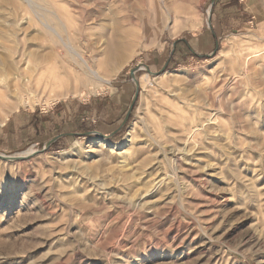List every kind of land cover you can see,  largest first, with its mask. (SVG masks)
<instances>
[{
    "label": "rangeland",
    "instance_id": "374dc122",
    "mask_svg": "<svg viewBox=\"0 0 264 264\" xmlns=\"http://www.w3.org/2000/svg\"><path fill=\"white\" fill-rule=\"evenodd\" d=\"M161 1L178 24L158 40L146 35L164 22L156 11L141 28L129 26L140 36L100 64L108 83L56 99L32 95L19 106L88 102L115 96L123 84L131 102L137 94L114 133L0 150L35 151L0 158V264H264V0H36L88 59L94 47L105 50L117 18ZM41 13L33 0H0V94H10L0 128L17 111L19 73L51 64ZM21 45L29 61L18 66ZM135 67H143L137 85ZM164 103L187 112L195 132L156 141L148 130Z\"/></svg>",
    "mask_w": 264,
    "mask_h": 264
},
{
    "label": "bare ground",
    "instance_id": "6f19581e",
    "mask_svg": "<svg viewBox=\"0 0 264 264\" xmlns=\"http://www.w3.org/2000/svg\"><path fill=\"white\" fill-rule=\"evenodd\" d=\"M33 1L42 11V18L39 19L38 23L40 30L45 34L46 40L52 45L51 51L47 54L51 58V64L47 69L39 67L38 71L32 75L23 72L19 73L18 91L21 97L12 107L15 110H19L21 104L25 105L26 102H30L32 95L38 96L37 99L39 100L42 94L49 93L50 96L56 99L67 97L69 94L76 95L83 90L81 86L84 87L96 80L108 83L109 80L104 79L100 74V64H108L112 60L116 50H126L129 48L133 41L140 36L138 28L142 27V23L146 21V18L150 14L156 15L157 13L159 21H164L159 26V29L156 28L157 30H154L157 31L155 32L156 34L152 33L154 31L151 28H147L149 32L146 35H150V39L151 37L157 39L159 31L169 28L171 23V27L177 25L180 19L179 14H174L170 6L164 1H161V4L156 8L157 10L149 9L146 11V9H139L138 11L137 8H131L137 11L133 10L132 13L117 18V26L114 28L112 37L110 39L107 38L108 40L106 39L105 50L100 51L97 47H94L96 53L88 59L84 51L75 43V35L68 33L65 23L57 17L58 15L45 6L37 4L36 0ZM129 26L138 28L135 30ZM155 39L154 42L157 44L158 41H155ZM229 42L231 43V41ZM25 52V45H21L16 50V64L18 66L29 61L26 60L28 58L25 57ZM100 56L103 58H100ZM43 62L47 63L48 61L44 58L39 64L43 66ZM9 98L10 94L8 92L0 94V104ZM31 110H34L33 106ZM164 124L167 125L166 128ZM194 129L193 120L187 115V112H184L181 107L172 103H164L159 116L153 118L148 131L150 133L153 131L154 135L156 133L158 135L156 141H161L164 139V135L171 134L174 137H178V135L184 136L195 132ZM101 142L108 143L109 141L103 138ZM34 152L33 150H27L11 156L27 157Z\"/></svg>",
    "mask_w": 264,
    "mask_h": 264
},
{
    "label": "crops",
    "instance_id": "0c3cea01",
    "mask_svg": "<svg viewBox=\"0 0 264 264\" xmlns=\"http://www.w3.org/2000/svg\"><path fill=\"white\" fill-rule=\"evenodd\" d=\"M176 44L190 53L184 40L178 39ZM135 98L131 102V86L123 84L115 96L59 102L48 110H17L1 125L0 150L18 151L57 137L49 146L52 147L78 134L114 133L124 127Z\"/></svg>",
    "mask_w": 264,
    "mask_h": 264
},
{
    "label": "water",
    "instance_id": "95a60500",
    "mask_svg": "<svg viewBox=\"0 0 264 264\" xmlns=\"http://www.w3.org/2000/svg\"><path fill=\"white\" fill-rule=\"evenodd\" d=\"M212 3H214V0L212 1ZM139 68H140V67H135V68H133L132 71H131V76L133 77V79H134L136 85H137V80H136V78H134V74H135V72H136ZM165 68H166V67H164L163 69H165ZM149 71H150V70H149ZM137 90H138V89H137ZM137 93H138V91H137ZM136 98H137V94H136ZM136 98H135V99H136ZM56 139H57V137H56V138H53L52 140H50L49 142H47L46 145L44 146V150L48 149L49 146H50V144H51L52 142H54ZM0 158H3V159H16L17 157L5 156V155H1V154H0Z\"/></svg>",
    "mask_w": 264,
    "mask_h": 264
},
{
    "label": "trees",
    "instance_id": "16d2710c",
    "mask_svg": "<svg viewBox=\"0 0 264 264\" xmlns=\"http://www.w3.org/2000/svg\"><path fill=\"white\" fill-rule=\"evenodd\" d=\"M49 149V148H48Z\"/></svg>",
    "mask_w": 264,
    "mask_h": 264
}]
</instances>
